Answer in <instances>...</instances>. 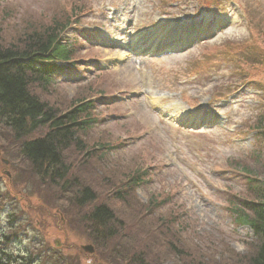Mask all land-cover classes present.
<instances>
[{"label": "rangeland", "instance_id": "rangeland-1", "mask_svg": "<svg viewBox=\"0 0 264 264\" xmlns=\"http://www.w3.org/2000/svg\"><path fill=\"white\" fill-rule=\"evenodd\" d=\"M53 18L75 22L61 43L77 67L30 90L57 114L93 102L96 122L64 153L66 186L41 180L21 156L24 140L0 123V255L11 264H129L145 248L153 264L249 257L256 242L228 209L264 178V140L247 130L264 107V0H0V44L21 46ZM178 21L180 44L197 32L192 48L147 55L143 46L160 48L159 25ZM136 172L144 183L124 193ZM82 186L95 191L90 206L77 204ZM99 204L136 226H124L133 250L122 233L94 240L87 216Z\"/></svg>", "mask_w": 264, "mask_h": 264}, {"label": "trees", "instance_id": "trees-1", "mask_svg": "<svg viewBox=\"0 0 264 264\" xmlns=\"http://www.w3.org/2000/svg\"><path fill=\"white\" fill-rule=\"evenodd\" d=\"M70 25L69 20L53 18L48 26L25 34L21 46L6 47L0 44V123L11 133L14 140H24L20 145L21 156L31 165L37 176L41 180L48 179L51 183H60L63 186L69 185L66 177L70 173V167L65 164L64 153L73 146H80L78 134H84L95 122L91 115L92 106L90 102L81 101L75 103L67 112L57 114L38 99L30 87L37 86L46 90L51 84L48 77L55 69L54 63L69 60L70 47L61 44L60 35ZM258 121L256 129L259 128L264 133V115ZM35 135L39 136L34 137ZM258 157L259 155L257 160ZM262 169L264 173V165ZM144 175L145 173L139 172L132 174L119 188H122L124 193L136 189L143 182ZM247 187L252 193L251 199L240 202L232 211L237 223L251 228L256 246L252 254L241 259L239 264H264V182L253 180ZM77 189V204L90 206L95 202L96 194L92 188L82 186ZM116 196L121 197V191ZM153 206L154 204H151L146 207ZM87 219L95 226L94 240L109 233L110 237L122 233L121 240L134 249L132 237L123 234L125 225L136 226L118 217L112 208L104 204L95 205L88 213ZM149 235L153 236V233ZM165 243L168 248L173 246L172 243ZM148 253L147 248L144 252H136L129 264H153L146 260ZM142 257L146 261L142 260ZM156 258L154 264H162L161 259ZM14 261L8 253L2 251L0 264H11Z\"/></svg>", "mask_w": 264, "mask_h": 264}, {"label": "water", "instance_id": "water-1", "mask_svg": "<svg viewBox=\"0 0 264 264\" xmlns=\"http://www.w3.org/2000/svg\"><path fill=\"white\" fill-rule=\"evenodd\" d=\"M82 250L89 253V254L93 253V249L90 246H84V247H82Z\"/></svg>", "mask_w": 264, "mask_h": 264}]
</instances>
